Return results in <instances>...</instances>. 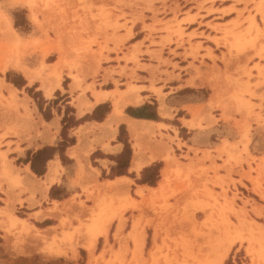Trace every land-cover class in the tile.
Listing matches in <instances>:
<instances>
[{"label":"rangeland","instance_id":"rangeland-1","mask_svg":"<svg viewBox=\"0 0 264 264\" xmlns=\"http://www.w3.org/2000/svg\"><path fill=\"white\" fill-rule=\"evenodd\" d=\"M202 39L217 55L194 43ZM178 51L209 67L213 94L189 112L195 127L172 121L179 139L175 127L162 129L174 131L175 142L159 128L137 141L146 151L162 144L176 170L161 191L139 187L149 186L139 184L142 171L128 174L132 189L98 183L125 172L130 138L123 124L119 139L129 144L128 158L116 150L119 127L116 138L105 140L113 152L96 146L82 163L70 158V147L84 153L98 133L87 122L106 116L101 108L78 122L85 115L77 116L75 104L96 89L120 94L132 84L156 88L178 77L172 62ZM51 79L61 87L45 98ZM157 88L156 96L141 93L152 102L140 106L143 115L154 116L164 103ZM212 112L228 123L231 142L212 126L218 121ZM53 121L56 128L46 124ZM60 150L63 181L50 198L68 191L44 209L37 186L47 158L60 159ZM156 163L159 179L164 164ZM25 166L30 172L20 170ZM35 206L43 209L35 219L54 218H28ZM48 223L58 226L39 229ZM95 228L107 233L92 242ZM0 264H264V0H0Z\"/></svg>","mask_w":264,"mask_h":264},{"label":"crops","instance_id":"crops-1","mask_svg":"<svg viewBox=\"0 0 264 264\" xmlns=\"http://www.w3.org/2000/svg\"><path fill=\"white\" fill-rule=\"evenodd\" d=\"M222 7L223 9L228 8V7L224 8L226 7V5L225 6L223 5ZM219 10H222V9H219ZM223 21L226 23L227 21H229V19H224ZM199 31L204 32L203 29H200ZM187 33H191V32L189 31ZM195 42L201 43L203 48L204 47L211 48L213 54L214 55L216 54L215 53L216 48L213 45L207 43L205 39L194 40V43ZM138 43L139 42H137L136 44ZM170 49H174V46L171 45ZM166 50L167 48H165L163 52L166 53ZM177 54L179 55L176 57H173L172 62L176 63L178 66V69L173 72V76L177 75L178 77L171 78L167 80V82H165L164 84H159L157 86V87H163L162 93L166 95L164 99V103L162 100V106L159 102V105L156 108L155 113L153 114L155 117H157V120L136 119V118L129 116L125 112L128 107H131L134 109L133 112H135L136 114H140V115L144 114L143 111L145 109H141L140 106L143 105L144 103H152L150 99L144 101L145 97L150 98L151 94L149 93V95L148 94L141 95V93L145 90V91H149L153 93L156 96V94L152 91V88L154 90H160L157 87L155 88L152 84L149 87H148V84H141V85L132 84V87H133L132 89L128 90L127 87H125V89H119L118 91L120 92V94H117V93L113 94V92L115 91L114 88L113 89H102V88L96 89L94 94H91V98H87V97H85L84 99L82 98L80 102L77 101V103L75 104L76 114L78 117H82L83 115L91 113L98 105L104 104L107 101H111V108L102 121L98 122L95 120H90L89 122H87L89 126H93V127L96 126L97 128L96 130H98V133L97 135L94 136V139H92L88 143V149L84 151V153H80L75 146L70 147L67 150V155L70 158H74L77 161L81 160V163H82V160L85 159L89 154H93L94 150H96L95 149L96 146H100L101 149L104 151L113 152L111 151V148H110L111 146L107 142H105V140L114 139L117 137L118 127L120 124L126 125V129H127V132L130 138L132 154H131V158L129 160L128 166L125 170V174L113 176V178L107 179L102 182H99L98 180V183H104L108 186L109 185L111 186L112 184L115 186L117 184H126L132 189L131 184H133V178H130L128 174L140 173V171H142L144 168L154 165L157 161H161L163 162L164 166L160 170V175H159L160 178L158 179L156 185L155 186L139 185V187L145 186V187H149V189L158 188L157 186H159L160 182L162 181V171L167 166L166 157L168 158L170 157L167 156L166 154L164 155V152H165L164 150L166 149H164L162 144L152 143L151 150L149 151L144 150L137 143L139 136L146 135L147 133L148 135L153 132L156 133V128H159L162 135L172 138L173 142H175L176 139L174 137V131L170 133L168 130H166L168 134L166 135L165 133L162 132V129L175 127L176 132H177V138L179 139L178 128L172 125V121L176 120V122L180 125L181 128H187V127L190 128L189 123H192V125H194L195 127V124L197 123V121H195L194 119L190 120L191 117H189L188 115L189 112L195 111L197 110V108L204 106L207 103L209 97L213 94V90L211 89V86H210L211 83L208 78L209 73H210L209 67L201 65L199 63V58L196 61H192L190 57H183L182 51H178ZM199 54L200 55L204 54V51L203 50L199 51ZM191 62L193 63L194 66L198 68V72H196L192 67L191 68L189 67V64ZM59 63H61V61ZM204 63L208 64L209 66L211 65L208 60H204ZM149 64L153 66L156 65L155 63H149ZM217 65L218 67L221 68L219 64ZM27 79L29 83H32L34 80L32 79V81H30L29 77H27ZM52 82H53L52 85L48 84L49 86L46 85L43 87L44 89L42 88L45 98H51L53 93L61 87L60 82L59 83L55 82L57 86L54 85V80ZM134 87L137 89H135ZM203 92L206 93V96L205 94H203ZM139 99L141 101L138 103ZM157 100H158V97H157ZM211 101H215L214 98L211 99L209 103ZM209 103H208V106H209ZM166 106L172 110L171 117H167V116H170V113H169V109ZM180 112L183 113V115L179 116L178 113ZM185 115H188V117ZM212 115H214L215 119L218 120L212 126L217 131H220L223 134L222 135L223 138L231 142L233 139L229 138L228 134L232 131L230 130V127H225V125L226 124L228 125V123H224L223 120H221L219 117H216L217 113L213 114L212 112ZM149 116H152V115H149ZM132 123L137 124V127H138V130H137L138 139L137 140L133 138L129 130V125ZM46 124H50L51 126H54L56 128L57 122L53 121V122H49ZM84 127H85L84 125L77 127L76 133H78L79 136L83 135V133H80V132ZM187 131L189 132V130ZM133 140L135 141V144L133 143ZM163 141L167 143L166 145H169V142L167 141V139H164ZM217 144L219 145V143ZM120 146H121L120 148L116 147V150H118V153H121L123 149V145L120 144ZM154 146L158 147V149H154ZM160 147H163V148L160 150L159 149ZM200 149L203 150V148H200ZM100 160H103V158H100ZM137 164H139L141 167L139 170H137L136 168ZM11 166H14V165L11 163ZM14 168L16 167L14 166ZM86 168L87 170L90 169V170L95 171V173L89 171L87 173L88 176H92L94 178L97 177L98 175L97 170H95L93 167H87V165H86ZM62 169H64V167L62 166L61 160L59 158L55 157L47 161V170L45 172L44 178L41 180V182L38 183V186H37V193H39L42 197L46 198L41 201V206H43V203L45 202L60 203L64 201L65 199L64 195L68 191V188H66V190H63V194L60 196L59 199L57 196L55 197L56 199L50 198L51 191L53 192V190L55 191L58 188H60V185L63 181L64 173L63 171H61ZM20 170L24 173H28L29 171L27 166H25L24 169H20ZM99 171H102V170L100 169ZM108 171H110V168H108ZM20 174H19V177H21ZM23 207L29 208L26 204H23ZM33 208L29 212H26V213L28 215V218H32L38 223H43L44 221L49 220L50 218L51 219L54 218L52 216H45L40 219H37V218L35 219V217L39 214V212L43 211V209L38 208V206H35ZM43 208L50 209V207L45 208V206H43ZM14 218L20 221H23L22 219L18 217H14ZM25 220H27V218H25ZM57 226L58 224L56 223L55 224L48 223L39 229H44L45 231L50 232V230L55 229V227Z\"/></svg>","mask_w":264,"mask_h":264},{"label":"trees","instance_id":"trees-1","mask_svg":"<svg viewBox=\"0 0 264 264\" xmlns=\"http://www.w3.org/2000/svg\"><path fill=\"white\" fill-rule=\"evenodd\" d=\"M13 84L15 86H21L15 82H13ZM101 108H105V112H104V115H106L108 112H109V108H108V104L104 103V104H101V105H98L94 110H93V115L96 114ZM143 108H146V107H143ZM131 109L130 108H127L126 110V113L133 117V118H136V119H149V120H157V117L155 116H149V115H140V114H136L135 112L133 111H130ZM93 115H91V117H93ZM90 116L88 115H85L83 118H81L80 120H78V122L80 121H86L87 118H91ZM94 120H97V121H102L103 117L102 118H92ZM64 121V120H63ZM125 129V126L123 124H121L119 126V136H118V139L120 138V135H121V132H123V130ZM120 140V139H119ZM121 141V140H120ZM121 143L123 144V149H122V152H121V157H130V154H131V150H130V147H129V144L127 142V140H123L121 141ZM64 143L61 144V146L63 147ZM64 147H67V146H64ZM60 153V159L61 161L63 162V155H62V150L59 151ZM47 159H50L47 158ZM161 163H155L154 165H151L149 167H146L142 170V178L141 180L139 181V184H148L149 186H155V183L158 181L157 179V176L158 174L156 173L155 174V171L158 170V166L160 165ZM146 173H150V180L147 179L146 177H144V175ZM122 174H125V172H118L115 176L117 175H122ZM155 175V176H154ZM154 176V177H153Z\"/></svg>","mask_w":264,"mask_h":264},{"label":"bare ground","instance_id":"bare-ground-1","mask_svg":"<svg viewBox=\"0 0 264 264\" xmlns=\"http://www.w3.org/2000/svg\"><path fill=\"white\" fill-rule=\"evenodd\" d=\"M61 66V63H57V64H55L54 65V67H55V69H57L58 67H60ZM57 77V76H56ZM32 77H29V80L30 81H32ZM53 84V83H52ZM54 85H56L57 86V84L55 83V81H54ZM49 95V94H48ZM129 130H130V132H131V134H132V136H133V138L135 139V140H137L138 139V137H137V130H138V127H137V124H130L129 125ZM157 144H158V142H157ZM165 157V156H164ZM167 159H169L168 157H166ZM151 159H153V158H151ZM150 159V160H151ZM166 159V160H167ZM171 159V158H170ZM170 159L167 161V163H168V165L163 169V171H162V181L160 182V184H159V186H157L158 188L156 189L157 191H161L165 186H166V184H167V182L169 181V178H170V176H171V174H172V172H173V170H176V169H173V167H172V164L170 163ZM175 166V165H174ZM178 167V166H177ZM176 167V168H177ZM136 168H137V170H139L141 167H140V165L139 164H137V166H136ZM179 171H181L180 170V168H179ZM175 172V171H174ZM177 173H178V171H177ZM188 174V173H187ZM153 189H155V188H153ZM153 191H155V190H153ZM18 220L16 219V218H12V222L13 223H15V222H17ZM106 221L107 222H109V224L111 223V218L109 217H107V219H106ZM21 223H23V221H21ZM107 227V226H106ZM52 229V228H51ZM228 229V228H227ZM26 230V229H25ZM54 230V229H53ZM50 231H52V230H50ZM106 233H107V229H92L91 231H90V236H91V239L93 240L92 242H94L95 241V239L98 237V236H101V235H106ZM90 249V248H89Z\"/></svg>","mask_w":264,"mask_h":264}]
</instances>
